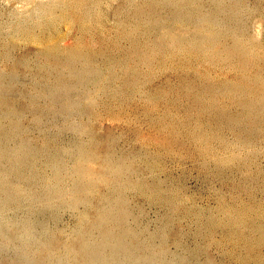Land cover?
<instances>
[{
    "label": "rangeland",
    "instance_id": "1",
    "mask_svg": "<svg viewBox=\"0 0 264 264\" xmlns=\"http://www.w3.org/2000/svg\"><path fill=\"white\" fill-rule=\"evenodd\" d=\"M0 264H264V0H0Z\"/></svg>",
    "mask_w": 264,
    "mask_h": 264
}]
</instances>
